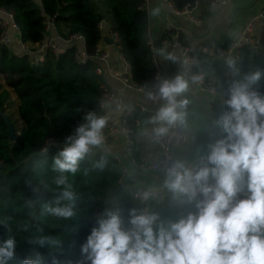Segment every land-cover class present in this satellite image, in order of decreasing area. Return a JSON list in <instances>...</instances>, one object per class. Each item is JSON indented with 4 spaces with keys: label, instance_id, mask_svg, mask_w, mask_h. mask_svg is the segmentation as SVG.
<instances>
[{
    "label": "trees",
    "instance_id": "1",
    "mask_svg": "<svg viewBox=\"0 0 264 264\" xmlns=\"http://www.w3.org/2000/svg\"><path fill=\"white\" fill-rule=\"evenodd\" d=\"M168 1L181 11L204 0ZM139 6L140 0H0V8L13 15L20 42L32 50L44 42L45 22L52 19L60 37L82 36L85 53L94 57L102 39L98 24L104 20L118 35L119 53L129 63L133 81L149 90L155 86V68L147 41L148 13L138 10ZM214 40L221 49L231 43L225 36ZM74 50L68 47L58 58L47 56L42 65L34 67L17 48L0 44V241L12 238L15 243L14 255L5 264H91L81 247L95 227L96 212L113 210L127 231L130 212L139 211L132 193L140 189L132 180L123 178L111 154L89 151L78 162L74 174L53 167L66 138L84 122L86 114L104 117L98 101L105 80L95 74L92 60L77 67ZM239 54V64L232 66L217 60L205 61L199 54L196 68L213 73L218 84L229 77L230 88L259 71L261 78L252 87L264 95V55L248 47ZM169 65L175 69L174 62L169 61ZM8 91L15 96V117L9 113L5 118L1 112L11 107ZM228 110L226 104L211 107L215 126L212 143L224 135L216 121ZM5 120L12 127L14 140L8 138ZM134 156L139 159L138 151ZM206 164L205 158L201 167ZM61 176L71 185L72 200L61 196L64 186L56 184ZM209 183L214 181L210 178ZM68 205L74 212L68 218L47 210Z\"/></svg>",
    "mask_w": 264,
    "mask_h": 264
},
{
    "label": "clouds",
    "instance_id": "2",
    "mask_svg": "<svg viewBox=\"0 0 264 264\" xmlns=\"http://www.w3.org/2000/svg\"><path fill=\"white\" fill-rule=\"evenodd\" d=\"M261 75L257 71L233 83L225 101L229 110L216 121L224 135L209 146L206 166L194 171L177 162L168 172L166 186L180 199L194 202L196 211L165 228L156 214L137 215L133 210L127 231L117 213H106L81 247L91 264H264V95L252 87ZM188 86L181 75L159 84V98L166 104L156 121L184 123L187 100L177 96ZM148 97L156 99L151 92ZM105 125L104 117L86 114L66 138L53 167L74 174L91 148L103 144ZM155 131L162 135L167 128ZM56 184L64 186L63 198L73 199L64 176ZM245 188L247 198L236 199ZM47 210L64 218L74 215L72 205ZM14 247L12 238L0 241V264L13 257Z\"/></svg>",
    "mask_w": 264,
    "mask_h": 264
},
{
    "label": "built area",
    "instance_id": "3",
    "mask_svg": "<svg viewBox=\"0 0 264 264\" xmlns=\"http://www.w3.org/2000/svg\"><path fill=\"white\" fill-rule=\"evenodd\" d=\"M32 1L35 3L40 2V0ZM152 1L140 0L138 10L148 13ZM159 1L165 5L166 14L169 17L162 26L156 40L152 39L150 33L147 32L152 64L155 68L153 75L155 86L149 90L140 88L133 81L130 65L119 53L118 35L109 28L104 20L98 24L102 36L101 42L96 49L95 56L90 58L85 53V43L82 36L76 34L70 35L67 38H62L59 35L54 37L49 36L50 31L54 29L52 19L46 20L44 25L45 40L37 48L32 50L28 45L21 43L20 40L17 41L18 43L15 42L14 38H19V28L13 22L12 13L0 8V44L14 49L13 45L17 43V51L25 55L34 67L42 65L47 56L58 58L68 47L75 49L74 62L77 67H83L89 60H92L96 65V75L103 77L104 80L109 78L116 81L121 88V91L118 92L104 86L99 98L98 106L106 119V125L103 128L104 141L101 146L105 145L109 138L120 135L122 150L136 170L157 173L168 179L169 170L177 163L173 153L174 149L186 143V133L179 122L173 125H167L157 121V127H166L167 131L155 137V146L150 150L145 159H136L134 156L137 150L136 133L140 129L143 120L141 115H157L159 109L166 104V101L160 99L158 95V86L165 80L159 66L158 52L162 51L168 62L175 63V69L179 72V75L183 76L186 80L192 81L198 91L207 96L210 108L214 105L225 104L230 90L229 77L226 76L224 82L218 84L213 73L198 71L196 65L199 63V54L204 55L205 61L217 60L228 66H230L229 61L232 62V65L239 64L241 58L239 52L243 47H248L252 51L264 55V36H257L254 31L256 22L260 21L264 23V6L256 16L244 25L239 37L231 40L228 48L221 49L217 47L213 39L203 40L199 46L193 48L183 43L181 38L182 31L176 25L175 18L186 16L191 26L195 28L199 27L201 25V19L196 13L198 4L178 11L168 0ZM205 2L207 9H213L227 4V0H205ZM107 41H110L111 44L107 45ZM106 46H110L112 49H108ZM193 77H200V79L194 81ZM121 92L140 95L144 102L135 100L127 103L124 101ZM150 92L156 96V99H149L148 93ZM94 148L92 147L91 150ZM43 152H46V148L43 149ZM114 159L116 160V158ZM203 163L204 158H195L187 163L185 167L195 171ZM161 189L162 187L156 189H141L132 193V198L139 207L137 215L150 214L149 205L151 202L157 200L158 193ZM247 195L248 192L242 190L237 193L236 197L242 196L247 198ZM106 213H114V211L104 208L96 212L94 216L95 227L98 226L97 221L99 219L106 218Z\"/></svg>",
    "mask_w": 264,
    "mask_h": 264
},
{
    "label": "crops",
    "instance_id": "4",
    "mask_svg": "<svg viewBox=\"0 0 264 264\" xmlns=\"http://www.w3.org/2000/svg\"><path fill=\"white\" fill-rule=\"evenodd\" d=\"M205 0L200 2L196 7V13L201 19L199 27H193L188 22L186 16L175 18V23L181 28V38L185 45L196 48L203 40L225 36L229 40L239 37L244 25L258 14L264 6V0H227L224 6H218L213 9H207ZM165 5L159 0L151 2L150 11L148 12V32L152 39L156 40L160 30L169 16L166 14ZM254 31L257 36H264V23L256 22ZM58 35L55 28L50 31L49 36ZM19 41V38H14ZM18 43V42H17ZM17 43L13 45L14 49ZM109 45V44H107ZM112 49L110 46H106ZM159 66L165 80H172L179 72L172 69L166 60L162 51L158 52ZM186 80V79H185ZM188 81V90L177 96V100H187L184 111V123H179L185 130L186 143L174 149V157L177 162L184 165L195 158H205L209 152V146L212 138L213 114L208 103L207 96L198 91L192 81ZM105 84L112 90L120 92V85L109 78L105 79ZM125 102L138 100L144 102L143 98L137 94L121 92ZM179 110V109H178ZM156 114L143 115L142 125L136 133V151L139 159H145L150 150L155 146V137L158 135L157 121L154 119ZM102 151L111 154L116 158L124 179H130L138 189H156L162 187L158 193V198L149 205L150 214H156L159 217L158 223L165 228L172 222L185 217L188 212H195V204L187 203L174 194L166 186L167 180L162 175L150 172H141L131 165L128 157L124 154L121 147L120 135L109 138L103 146H97L90 150ZM154 231H155V225Z\"/></svg>",
    "mask_w": 264,
    "mask_h": 264
},
{
    "label": "rangeland",
    "instance_id": "5",
    "mask_svg": "<svg viewBox=\"0 0 264 264\" xmlns=\"http://www.w3.org/2000/svg\"><path fill=\"white\" fill-rule=\"evenodd\" d=\"M8 92H9V95H6V97H7V100L10 101L11 107L9 109H7V110L4 109L1 112L2 116L5 117V118H7L9 113H11L13 117H15V113H14V109H15V105L14 104H16L15 96L13 94H11L10 91H8ZM49 145H50V143H49Z\"/></svg>",
    "mask_w": 264,
    "mask_h": 264
},
{
    "label": "water",
    "instance_id": "6",
    "mask_svg": "<svg viewBox=\"0 0 264 264\" xmlns=\"http://www.w3.org/2000/svg\"><path fill=\"white\" fill-rule=\"evenodd\" d=\"M107 43L111 44L110 41H107ZM5 122H6L7 130H8V138H9V140H14L15 139V135L13 133L12 127H11V125L9 124V122L7 120H5ZM210 124L212 126V136H214V134H215V126H214V123L212 121H211ZM119 185L116 187V189L119 187Z\"/></svg>",
    "mask_w": 264,
    "mask_h": 264
}]
</instances>
